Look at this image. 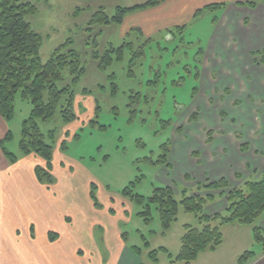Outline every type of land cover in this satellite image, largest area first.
<instances>
[{"label":"rangeland","instance_id":"obj_1","mask_svg":"<svg viewBox=\"0 0 264 264\" xmlns=\"http://www.w3.org/2000/svg\"><path fill=\"white\" fill-rule=\"evenodd\" d=\"M147 1L20 0L36 8L26 19L43 38L41 60L47 62L58 47L70 41L67 48L79 53L85 69L74 82L75 76L66 67L58 82L60 88L72 85L76 118L65 121L58 111L53 119L40 121L45 140L54 142L52 168L44 158L31 154L43 162L34 169L38 180L36 167L51 174V182L40 180L48 184L50 198L56 197L52 192L57 183L78 188L81 208L85 207L99 244L118 227L143 264H186L178 259L185 225L202 228L205 222L184 209L183 195L205 197V210L210 202L222 199L225 211L210 216H225L227 194L247 188L246 182L261 178L264 170L240 185L199 188L214 180L201 174L208 163L205 165V158L203 164L198 159L206 149L208 152L209 137L217 139L221 124L227 127V123L239 126L243 135L247 133L238 119L244 107L237 89L218 88L217 79L207 77L210 66L202 51L208 49L222 10H177L175 5L181 0H166L124 12L122 22L114 18L123 13L120 10ZM102 11L108 17L104 18ZM253 53L264 56V49ZM258 61L264 65L262 59ZM31 106L16 96L15 115L8 121L13 137L6 144L16 154L20 153L22 122ZM208 125L216 130L211 131ZM49 132H54L55 139L48 137ZM186 151L188 156L177 160L179 167L167 165L170 154ZM248 156L246 160L253 162ZM183 168L186 170L180 176ZM166 185L174 189L178 201V213L169 227L164 225L160 203L153 201L157 188ZM64 199L71 200V192L65 191ZM260 219L264 218L256 221L259 226ZM210 223L221 228L223 241L215 249L202 251L192 264H264V227L261 242L253 225L222 223L217 217ZM154 250L158 251L157 261L151 256ZM246 252L252 255L241 262ZM101 253L97 262L101 257L108 262L109 248L102 245ZM79 257L84 260L89 254L83 249Z\"/></svg>","mask_w":264,"mask_h":264},{"label":"crops","instance_id":"obj_2","mask_svg":"<svg viewBox=\"0 0 264 264\" xmlns=\"http://www.w3.org/2000/svg\"><path fill=\"white\" fill-rule=\"evenodd\" d=\"M237 1L245 0H181L175 5L177 10L193 12L209 4L226 3L219 7L221 17L209 38L207 51L202 52L210 66L207 77H215L218 88L237 89L244 107V114L239 110L238 119L247 133L243 135L236 123L238 127L221 124L222 133L217 139L209 137L208 152L203 149L204 155L198 159L202 163L205 158V165L208 163L202 166L205 178L225 177L233 186L256 178L264 170V65L258 61L261 56L253 53L264 49V4L252 8L238 5ZM208 126L211 131L216 130ZM9 130L8 121L0 114V264H143L128 248L118 227L106 234V242L98 243L74 184L57 183V191L52 192L56 197L50 198L48 184L35 175V166L43 163L40 159L19 153L16 162L10 161L1 145ZM184 154L188 156L187 151L170 154L167 165L179 167L177 160ZM248 154L254 163L246 160ZM85 187L90 194L89 185ZM65 191L71 192V200L64 199ZM225 208L220 199L210 202L205 211L210 215ZM259 221L264 227V219ZM102 245L110 250L108 262H103L102 257L97 262L102 256ZM83 249L89 257L81 260L79 253Z\"/></svg>","mask_w":264,"mask_h":264},{"label":"trees","instance_id":"obj_3","mask_svg":"<svg viewBox=\"0 0 264 264\" xmlns=\"http://www.w3.org/2000/svg\"><path fill=\"white\" fill-rule=\"evenodd\" d=\"M164 1L166 0H148L142 4L126 7L125 10H120L122 14L114 18L122 22L124 12L154 7ZM260 2L264 4V0L237 1V4L255 8ZM225 5L226 3H214L206 7L212 10ZM35 9L31 3H22L20 0H0V114L7 121L14 117L17 95L31 103L30 114L22 122L20 153L21 155L35 153L44 158L51 169L54 148V142L51 139H55V134L54 132L47 133L52 143L47 142L40 121L53 119L58 111L65 121L76 118L73 114L74 89L72 85L60 88L58 82L62 79V70L66 67H69L71 74L75 76L74 82L84 73L85 69L81 65L79 53L73 48H67L70 41L58 47L47 62L41 60L39 52L43 38L26 19V15L34 12ZM200 11L199 9L198 12ZM101 13L104 18L108 17L103 11ZM260 56L264 63V56ZM46 91L48 97H45ZM12 137L13 133L10 129L1 145L10 161L16 162L19 156L6 146ZM47 172L36 167L39 179L42 181L47 179L51 182V174ZM201 185L199 188L222 189L228 188L229 182L224 177L209 180ZM246 186L245 189L235 188L227 194L229 206L228 215L225 216L208 215L205 212L206 198L200 194L183 195L181 202L184 209L198 215L200 221L205 224L202 228L190 224L185 225L178 259L185 261L186 264H192L202 251L215 249L222 243L221 228L210 223L215 217L220 218L222 223L235 221L253 225L256 239L263 241L262 228L256 224V221L261 216L264 218V173L259 179L247 181ZM153 201L160 203L164 225L169 227L178 213V201L174 189L169 185L158 187ZM157 253L156 250L151 253L154 261L158 259ZM251 255L252 253L246 252L240 261L248 259Z\"/></svg>","mask_w":264,"mask_h":264}]
</instances>
